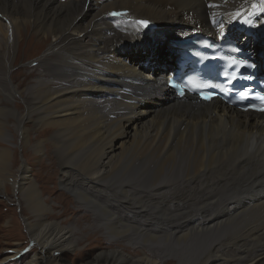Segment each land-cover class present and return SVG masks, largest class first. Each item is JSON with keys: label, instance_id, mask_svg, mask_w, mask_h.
<instances>
[{"label": "bare ground", "instance_id": "obj_1", "mask_svg": "<svg viewBox=\"0 0 264 264\" xmlns=\"http://www.w3.org/2000/svg\"><path fill=\"white\" fill-rule=\"evenodd\" d=\"M262 7L0 0V145L27 138L23 150L38 160L13 172L16 151L0 148V194L14 189L28 211L34 253L25 264H68L65 254L104 239L112 247L83 264H264V113L180 100L164 82L179 35L234 31L237 18L263 30ZM27 26L46 55L29 73L6 56L10 30ZM149 31L150 46L140 41Z\"/></svg>", "mask_w": 264, "mask_h": 264}, {"label": "rangeland", "instance_id": "obj_2", "mask_svg": "<svg viewBox=\"0 0 264 264\" xmlns=\"http://www.w3.org/2000/svg\"><path fill=\"white\" fill-rule=\"evenodd\" d=\"M141 21L142 20H140V22ZM156 29L154 28L152 30L155 31ZM152 32L149 31V36L147 38L145 37V39L143 40L141 39L140 41H143L144 43L147 42L146 44L150 46L153 39ZM10 33L12 34V39L10 38L11 44H9V47L6 50V56H9L10 59L14 58L15 60L19 58L14 69H23V71L26 70V72L28 71L27 73H29L30 70H27V66L32 67V63H38L46 57V55H44L43 48L38 50L37 48H35V44L39 43L41 40L39 39V36L34 32V30L29 26L25 27L22 32H19V34L15 33L12 30H10ZM109 35L112 34L109 33ZM49 40H51V38H49ZM34 75H36V72L32 73V77ZM22 76L21 79H25V76L23 74ZM5 80L8 83V86H11L9 74H7V76L5 75ZM10 97L12 101L17 99L21 100L19 96L13 95L12 93L10 94ZM11 107L12 106H9L8 108L12 109ZM10 124H13V122ZM25 128H27V130L29 131L31 138L35 129V124L26 123ZM54 133L55 129H52L45 137L51 139L55 137ZM6 136L11 138V131L6 129ZM25 139L27 140V138H22L21 136H18L15 138L13 143H3L2 145H0V148L6 147L10 150L16 151L15 156L17 158V161L13 172L17 171V168L19 167L18 164L22 161H25L26 158H28L30 163L32 162L31 164H29L30 166H37L35 164L38 160L32 159L31 156H28V154H26L23 150L24 143H27ZM13 178L14 177H12L11 179L13 180ZM56 185L53 186V184L49 183L48 186L53 190L57 191L56 194L59 195L60 192L63 191V188L58 184ZM11 189L8 191V193L5 191L4 194H0V264H25V262H27L34 253V244L32 241L29 240L30 238L28 237V232L25 224V219L28 217V211L25 210V208L22 207V204L18 202L16 196L18 192H14V189ZM62 200L66 201L65 198H63ZM17 242L23 243L18 245L16 244ZM19 247L23 249L22 251L24 254L21 253L18 254V256L15 255V249H18ZM111 247L112 245L108 241H106V239L101 241L97 240L92 247L84 249L82 253L80 252V255L72 253L65 254L64 260L68 264H72V261H74L75 264H83L88 260L96 257L102 251L108 250ZM10 255L15 256L13 258H10V260L8 259L4 262L3 260Z\"/></svg>", "mask_w": 264, "mask_h": 264}, {"label": "snow or ice", "instance_id": "obj_3", "mask_svg": "<svg viewBox=\"0 0 264 264\" xmlns=\"http://www.w3.org/2000/svg\"><path fill=\"white\" fill-rule=\"evenodd\" d=\"M261 10L264 11V7H262ZM140 23H141V24H147L146 21H141Z\"/></svg>", "mask_w": 264, "mask_h": 264}]
</instances>
